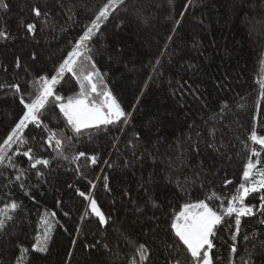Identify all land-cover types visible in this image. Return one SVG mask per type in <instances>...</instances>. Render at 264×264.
<instances>
[{"label": "trees", "instance_id": "16d2710c", "mask_svg": "<svg viewBox=\"0 0 264 264\" xmlns=\"http://www.w3.org/2000/svg\"><path fill=\"white\" fill-rule=\"evenodd\" d=\"M5 2L9 7L0 9V27L13 38L0 41V83L19 82L25 92H30L29 82L53 69L69 41L78 38L104 0H61L63 7L57 0ZM187 2L125 0L101 26L96 42L89 45L97 67L107 73L108 86L125 111L132 115L123 132L110 128L97 134L93 130L91 139L85 134L78 143L74 140L69 145L65 141V153L69 156L79 151L89 155L99 153L96 165L83 159L79 163L89 179L96 180L104 174L109 176L111 192L105 191L102 180H98L94 195L102 210L111 215L110 225L106 230L101 229L93 217L83 222L81 233L76 235L87 202L75 194L74 188L88 191L89 185L86 180L77 179L76 165L70 161L53 159L49 168L41 166L40 170L45 173L43 178L35 175L36 170L28 171L24 183L35 201L24 196L16 186V169H5L0 165V172L4 173L0 176V207L10 202L4 196L8 192L23 204L15 222H10L6 231L0 233V264H13L19 255L17 244L30 247L36 234L44 229L42 219H48L53 230L50 233L51 252L39 264H129L134 257L139 259L135 247L141 243L151 250L147 264H165L169 258L165 244H171L174 239L168 238L166 225L161 223L168 214L179 211V206L185 202L200 199L218 208L220 202L208 200V197L213 193L221 199L230 197L243 182L248 152L242 142L247 140L254 116L258 133L264 134V100L259 98L258 84L264 75L261 64L264 61V2L250 0L251 10L247 13L234 12L230 2L225 10L226 0H192L185 10ZM33 6L42 12L50 11L52 18L35 17ZM182 11L185 12L183 17ZM69 15L73 16L72 20L68 19ZM177 20L180 21L178 25ZM22 22L34 23L35 34L27 33ZM169 35L173 36L172 41L168 40ZM117 52L122 54L117 55ZM32 54L37 57L35 61L31 59ZM17 56L21 58L19 69L14 63ZM157 59L159 64H156ZM4 66L7 72L3 71ZM66 79L68 83L58 85V90L66 96L74 95L78 85L74 80ZM185 81L191 88H198L195 95L187 90L188 85L180 89ZM225 103L227 109L221 113L220 108ZM21 107L11 89H0V140L13 126ZM221 116L223 118L219 119ZM42 119L53 129L63 128L65 136L72 135L65 128L58 108L49 106ZM213 123L219 129L215 141L220 152L200 142V151L193 153L192 141L187 137L196 141L195 132L198 131L203 141H208V129ZM157 127L158 135L163 139L157 141L152 136L151 142H146L149 137L145 134L149 128L155 133ZM136 132L142 134V139L133 149L128 146V141L135 140ZM25 134L35 155L48 158L55 155L51 150L41 151L39 129L29 126ZM33 136L38 138L37 141H32ZM153 144L158 149L154 154L164 163L158 161L154 165L147 155L143 164L136 162L133 151L138 155L145 148L152 151ZM178 150L187 151L188 166L172 172V183H168L166 157L174 159ZM16 160L20 167L29 168L27 158L16 157ZM125 161L132 163L125 167ZM161 168L165 171L161 172ZM150 173L156 174V186L145 193L141 184ZM225 180L232 183L225 185ZM69 184L74 188H69ZM177 184L182 187L178 188ZM149 195L163 204L161 211L152 209L150 204L145 205ZM58 200L62 201L59 206ZM246 203L258 204V195L249 197ZM137 206L146 207V216L136 212ZM51 212L56 216L51 217ZM64 212H70V215L65 216ZM153 214L160 220L148 219ZM260 219L264 217L242 218L235 254L230 253L231 233L226 226H221L214 240L215 247L209 253L213 264H244L248 252L264 254L261 243L264 225L259 224ZM157 224L161 226L157 228ZM153 229H156L155 235ZM245 234L249 236L247 241L243 239ZM73 239L78 241L75 246ZM96 241L100 244L95 249H85V243ZM104 244L108 245L107 249ZM70 251L74 253L72 257L67 255ZM255 264H264V260L256 259Z\"/></svg>", "mask_w": 264, "mask_h": 264}, {"label": "snow or ice", "instance_id": "6c2138e0", "mask_svg": "<svg viewBox=\"0 0 264 264\" xmlns=\"http://www.w3.org/2000/svg\"><path fill=\"white\" fill-rule=\"evenodd\" d=\"M231 3L232 10L238 13H247L251 10L250 0H226L225 10H227V4ZM264 2V0H262ZM57 3L63 7L61 0H57ZM125 3V0H104L103 3L93 12L89 22L82 29V33L78 35V38H73L69 41V46L62 53L61 59L56 63L53 69L44 74H40L29 82L32 89L30 92H25L19 82L13 83H0V89L12 90V95L18 98L19 105H21L20 114L18 118L13 122L10 130L6 136L0 140V165H3L5 169H16L15 182L16 186L22 191L23 195L31 198L35 201V197L31 195L30 190L27 189L24 179L27 178L29 170H36L35 175L39 178H43L45 173L40 170V167L47 169L51 166L53 159H63L75 164V172L77 179H84L89 185L88 191H83L80 188H74L73 184H69V188H74L75 194L87 202V208L84 214L80 217L81 223L76 227V235L82 231L83 222L87 219L95 218L97 224L101 229H107L112 220L111 215L106 214L102 207L98 203L94 195V190L97 189L96 181L102 180L103 188L107 192H111L109 187V176L104 174L102 177L97 176L96 180L89 179L84 171H82L80 161L83 159L90 163V165H96L99 160V153L89 155L84 151H79L69 156L65 153V141L67 144L72 145L75 140L77 143L79 139L85 134L92 137L93 130L95 133H100L109 130L110 128H116L119 131H124V126L130 124L131 112H126L122 107L121 102L113 94L112 89L108 86L106 80L107 73H102L97 67V63L93 58V49L89 47L90 44H94L98 39V33L101 32V26L109 21L110 17L118 10L120 6ZM192 4V0L184 5L185 10ZM9 5L5 0H0V9L7 10ZM32 12L35 17L52 18L50 11L42 12L39 7L33 6ZM68 12L71 13L72 9L69 8ZM181 17L185 15V12L180 13ZM69 20L73 19L72 15L68 16ZM179 20L176 21L178 25ZM23 24V22H22ZM27 33L35 34L36 25L34 23L23 24ZM176 29L173 28V32ZM13 38L11 34L5 29L0 27V41H7ZM168 40L172 41L173 36L169 35ZM167 47V45L165 46ZM122 52H117V55H121ZM31 59L35 61L37 59L35 54H32ZM15 67L21 68V58L17 56L15 58ZM160 61L157 59L156 64ZM262 71H264V61H261ZM194 67V66H193ZM7 67H3V71L7 72ZM155 71V66L153 67ZM68 77L75 81L78 85V91L74 95H63L58 90V85L62 86L63 83H68ZM151 79V77H149ZM259 84V98L264 100V75H261L258 80ZM188 82L180 85V89L183 90ZM147 86V85H146ZM188 91L193 95L198 91L191 88L188 85ZM139 102V98L137 103ZM51 106L58 108L59 114L63 117L65 128L70 130L72 135L65 136L64 129H53L49 127V124L45 123L42 119L44 112ZM227 109V104H223L220 108V112L223 113ZM260 111L259 103L257 104V112ZM223 117H219L222 119ZM256 117H253V126L249 132L247 140L242 142L247 149L248 158L243 167L242 181L236 191L227 198L221 199L216 196L215 193L208 197V200H218L219 207H213L205 199L197 200L196 202H185L179 206V211L175 213H169L167 219H164L161 223L166 225L165 232L168 238L173 239L171 244H165V247L169 249L168 256L165 264H213V258L210 256V252L215 247L214 240L217 238V232L221 226H226L230 231V253L235 254L237 252V238L241 236L242 230V218L256 217L257 215L264 217V134H259L256 124ZM195 122H193L194 124ZM32 126L35 129H39L41 136L39 140L41 142V151L51 150L55 155L51 158L35 155V149L30 145L29 139L25 134V130ZM219 129L217 124L213 123L208 129V141H203V137L200 132H195L197 138L193 141L191 136L187 137L190 144L191 151L198 153L200 151V142H205L209 149L219 153L220 148L217 147L215 141L216 133ZM159 128L157 127L154 133L149 128L147 135L151 142V137L155 136L157 141L163 139L158 135ZM32 141H37V137L33 136ZM142 139L140 132L135 133V140H129L128 146L135 149L138 145L137 142ZM249 142L250 145L249 146ZM115 147V144L113 145ZM223 145L221 144V147ZM258 146V147H257ZM158 152L156 144L152 145V151L147 148L144 149L139 155L136 151H133L135 161L143 164L145 155L151 158L155 165L158 161L164 163V160L154 153ZM16 157H25L29 162V168H22L18 165ZM187 151L178 150L177 156L173 159L166 157L167 168L169 171L166 175L169 177L168 183H172L170 179L171 173L178 171L184 167H187L186 163ZM175 161V162H174ZM109 168L112 167L108 161H104ZM132 161H125L124 166L128 167ZM202 163V162H201ZM165 169L161 168V172ZM4 173L0 172V176ZM225 185L231 184L232 181L225 180ZM12 184V181H9ZM8 185H6L7 187ZM156 186V174L150 173L147 180H144L141 184L145 193L150 192ZM180 188L182 185L177 184ZM124 195L127 196L128 192L125 191ZM258 195L259 203L252 204L246 203L249 197H255ZM10 202L3 203L0 207V233H4L7 229V225L10 222H15V216L23 208L22 202H18L13 198V193L8 192L4 194ZM226 202V203H225ZM62 201L58 200L59 206ZM135 203V201H133ZM115 204V201H113ZM151 205L152 209L161 211L163 204L148 196V200L145 205ZM136 212L141 216H146V207L142 208L137 206ZM51 217H55L56 213L51 212ZM65 216H69L70 212H64ZM150 220L159 221L160 218L153 214L148 217ZM232 220L233 222H229ZM44 229L38 232L35 236L34 242L30 247H24L17 244L19 249V255L14 260L13 264H39L43 259H46L51 252L50 244L52 242V236L50 233L53 230V226L48 219H42ZM259 224L264 225V219L259 220ZM161 225L157 224V228ZM153 234H156V229H153ZM244 240H249V236L245 234ZM77 240H72V245L77 244ZM264 245V241L261 242ZM100 244V241H96L93 244H84L85 249L92 250ZM105 249L108 248L107 244H104ZM255 248V245H254ZM73 251L68 252V256H73ZM151 250L145 243H141L135 247V255L138 256V260L134 257L130 260L129 264H147L150 259ZM25 258L27 261L25 262ZM256 259L264 260V254L256 253L254 251L248 252L247 259L244 264H255ZM231 264V262H230Z\"/></svg>", "mask_w": 264, "mask_h": 264}]
</instances>
